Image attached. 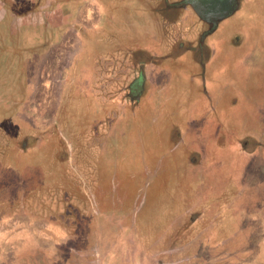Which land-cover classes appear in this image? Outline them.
Wrapping results in <instances>:
<instances>
[{
	"label": "rangeland",
	"instance_id": "obj_1",
	"mask_svg": "<svg viewBox=\"0 0 264 264\" xmlns=\"http://www.w3.org/2000/svg\"><path fill=\"white\" fill-rule=\"evenodd\" d=\"M237 1L0 0V264H264V0Z\"/></svg>",
	"mask_w": 264,
	"mask_h": 264
},
{
	"label": "flooded vegetation",
	"instance_id": "obj_2",
	"mask_svg": "<svg viewBox=\"0 0 264 264\" xmlns=\"http://www.w3.org/2000/svg\"><path fill=\"white\" fill-rule=\"evenodd\" d=\"M228 1H230L232 3L233 8H234V6L236 7V5L238 3L237 0H214L212 3L205 4L204 7H202L203 3L198 2V0H185L184 3H186L187 6H189V8L194 9L197 12H204L205 11V12L211 14V15H214V14H222V13H220V11H222L223 9H225L226 4H227ZM54 4L56 5V3H54V2L53 3H50L48 1L47 4H45L41 8L42 13L45 10L49 9L50 7H52ZM60 8H62V7H58L57 9L60 10ZM55 12H57V10ZM55 12H53V13H55ZM53 13L52 12L51 13L50 12H46L44 15L50 16ZM55 15H56V13H55ZM201 15H203V13H201ZM207 16H210V15H207ZM225 16H227V15H225ZM225 16H220V17L223 18ZM221 18H219V19H221Z\"/></svg>",
	"mask_w": 264,
	"mask_h": 264
},
{
	"label": "crops",
	"instance_id": "obj_3",
	"mask_svg": "<svg viewBox=\"0 0 264 264\" xmlns=\"http://www.w3.org/2000/svg\"><path fill=\"white\" fill-rule=\"evenodd\" d=\"M258 2V4L259 5H262L263 4V1L262 0H257ZM5 6V5H4ZM3 10V9H2ZM4 12V11H3ZM5 13V12H4ZM252 17V16H251ZM251 17H249L250 19H251ZM53 20H55L56 21V19L55 18H53ZM110 23L111 22H109V25H110ZM59 25V24H58ZM57 24H54V25H51V26H53V27H56V26H58ZM50 26V27H51ZM1 30V29H0ZM258 34H257V37H259L258 35H261V36H263L264 34L263 33H259L258 31H256ZM252 34V33H251ZM62 38V37H61ZM61 38H59V40H58V42H57V44H59V42L62 40ZM236 42V41H235ZM234 42V43H235ZM264 45V40H262L261 42H260V45L259 46H257V47H259V48H261L262 46ZM224 149V148H223ZM223 149H221V150H223ZM217 150H219L220 151V147H218V145H217ZM176 156H177V154H176ZM178 159V158H177Z\"/></svg>",
	"mask_w": 264,
	"mask_h": 264
},
{
	"label": "trees",
	"instance_id": "obj_4",
	"mask_svg": "<svg viewBox=\"0 0 264 264\" xmlns=\"http://www.w3.org/2000/svg\"><path fill=\"white\" fill-rule=\"evenodd\" d=\"M262 185V184H261ZM263 186V185H262ZM264 187V186H263Z\"/></svg>",
	"mask_w": 264,
	"mask_h": 264
}]
</instances>
